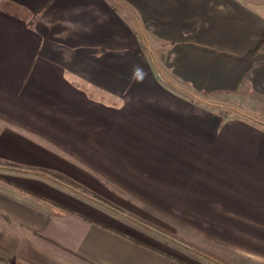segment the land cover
Returning a JSON list of instances; mask_svg holds the SVG:
<instances>
[{
	"label": "crops",
	"instance_id": "obj_1",
	"mask_svg": "<svg viewBox=\"0 0 264 264\" xmlns=\"http://www.w3.org/2000/svg\"><path fill=\"white\" fill-rule=\"evenodd\" d=\"M240 93L264 100V0H0V261L264 264Z\"/></svg>",
	"mask_w": 264,
	"mask_h": 264
},
{
	"label": "rangeland",
	"instance_id": "obj_2",
	"mask_svg": "<svg viewBox=\"0 0 264 264\" xmlns=\"http://www.w3.org/2000/svg\"><path fill=\"white\" fill-rule=\"evenodd\" d=\"M219 103L224 105L225 107H232L233 109L240 111H257L259 112V114H263L264 116V100L253 97V95L249 93H240L238 94V96H236L235 99L232 100L223 98L219 100ZM227 112H231L233 114L231 110H228ZM140 198L142 197H139V201L141 200ZM142 202L144 205L142 207H147L146 201L143 200ZM138 214L139 215L137 217L139 218V220L143 219V222L153 226L157 230L163 231V233L166 232V234L168 235H173L176 237V239L179 240V213L154 212V218H150L148 215H146L150 213H144L143 211L139 212Z\"/></svg>",
	"mask_w": 264,
	"mask_h": 264
},
{
	"label": "water",
	"instance_id": "obj_3",
	"mask_svg": "<svg viewBox=\"0 0 264 264\" xmlns=\"http://www.w3.org/2000/svg\"><path fill=\"white\" fill-rule=\"evenodd\" d=\"M0 264H8V263H6V262H3V261H0Z\"/></svg>",
	"mask_w": 264,
	"mask_h": 264
}]
</instances>
